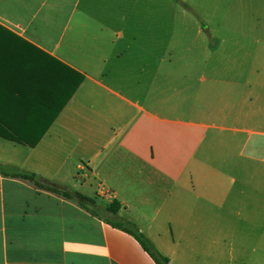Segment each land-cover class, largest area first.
Segmentation results:
<instances>
[{
	"label": "crops",
	"instance_id": "crops-1",
	"mask_svg": "<svg viewBox=\"0 0 264 264\" xmlns=\"http://www.w3.org/2000/svg\"><path fill=\"white\" fill-rule=\"evenodd\" d=\"M173 4L0 0V264H156L114 201L169 259L168 236L219 248L264 204V23L232 53L177 52Z\"/></svg>",
	"mask_w": 264,
	"mask_h": 264
},
{
	"label": "rangeland",
	"instance_id": "rangeland-1",
	"mask_svg": "<svg viewBox=\"0 0 264 264\" xmlns=\"http://www.w3.org/2000/svg\"><path fill=\"white\" fill-rule=\"evenodd\" d=\"M156 1L175 6L172 0ZM178 2L177 11L175 8L172 13L168 11V17L177 20V40L171 47L177 52L219 48L232 53L237 34L254 35L256 32L251 31L253 20L264 23V0ZM165 46L163 43V49ZM250 204L256 214L248 212L246 216L243 212L242 216L225 218L223 236L226 243L219 248L212 243L214 235L206 231L196 236L188 232L189 228L187 235L176 232L174 237L168 236L166 244L171 251L170 261L173 264H264V204L260 201L256 206L254 202ZM160 252L163 254L164 251Z\"/></svg>",
	"mask_w": 264,
	"mask_h": 264
},
{
	"label": "trees",
	"instance_id": "trees-1",
	"mask_svg": "<svg viewBox=\"0 0 264 264\" xmlns=\"http://www.w3.org/2000/svg\"><path fill=\"white\" fill-rule=\"evenodd\" d=\"M177 4H179L178 0H173ZM188 9V7H186ZM0 170L3 171V168L0 167ZM12 175L17 178H21L24 180H28L32 182L37 188L47 190L51 193L62 195L63 197L76 201L79 203V205L86 209L87 211L91 212L94 216H98V206L96 205V202L87 196H84L78 192H74L69 190L67 187H64L62 185L48 182L42 178H40L36 174H29V173H23L19 172L17 170H14L12 172ZM120 209V204L116 201H114L111 206L109 207L108 211L116 218V222H111V224L119 228L132 236L135 237V239L140 243V245L149 253V255L153 258V260L156 262V264H167L170 259L166 256H164L154 245V243L143 233L139 231V229L136 227L135 224H133L130 221H127L125 219H122L118 215V211Z\"/></svg>",
	"mask_w": 264,
	"mask_h": 264
},
{
	"label": "water",
	"instance_id": "water-1",
	"mask_svg": "<svg viewBox=\"0 0 264 264\" xmlns=\"http://www.w3.org/2000/svg\"><path fill=\"white\" fill-rule=\"evenodd\" d=\"M167 264H173V262L169 261Z\"/></svg>",
	"mask_w": 264,
	"mask_h": 264
}]
</instances>
